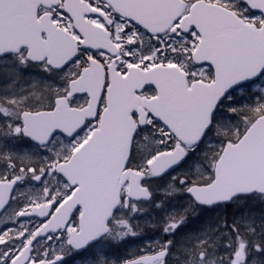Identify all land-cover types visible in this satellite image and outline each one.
<instances>
[{
    "label": "snow or ice",
    "instance_id": "obj_1",
    "mask_svg": "<svg viewBox=\"0 0 264 264\" xmlns=\"http://www.w3.org/2000/svg\"><path fill=\"white\" fill-rule=\"evenodd\" d=\"M0 216V264H264V0H0Z\"/></svg>",
    "mask_w": 264,
    "mask_h": 264
},
{
    "label": "rangeland",
    "instance_id": "obj_2",
    "mask_svg": "<svg viewBox=\"0 0 264 264\" xmlns=\"http://www.w3.org/2000/svg\"><path fill=\"white\" fill-rule=\"evenodd\" d=\"M179 203H183V201H180ZM231 209L228 210V212H224L223 209L210 213L208 217L205 219V224L213 223L217 218H219L221 215H227L229 219L231 218ZM9 213L5 215H9ZM4 217L2 216L0 220H3ZM140 223V231H142L143 235L147 237L144 240L137 239L135 242L128 245L126 249H122V251H125L127 254L135 253L137 250H142L146 244H152L155 246L157 241L163 240V234L161 232V229L158 226H150L146 225L143 220H139ZM79 257L76 258L75 261L70 260V264H77V261H79Z\"/></svg>",
    "mask_w": 264,
    "mask_h": 264
},
{
    "label": "flooded vegetation",
    "instance_id": "obj_3",
    "mask_svg": "<svg viewBox=\"0 0 264 264\" xmlns=\"http://www.w3.org/2000/svg\"><path fill=\"white\" fill-rule=\"evenodd\" d=\"M119 254L122 255V256H129V257L131 256L130 254H127L125 251H122V249L119 251Z\"/></svg>",
    "mask_w": 264,
    "mask_h": 264
}]
</instances>
